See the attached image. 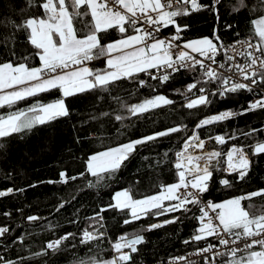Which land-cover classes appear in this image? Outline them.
<instances>
[{
    "label": "trees",
    "instance_id": "obj_1",
    "mask_svg": "<svg viewBox=\"0 0 264 264\" xmlns=\"http://www.w3.org/2000/svg\"><path fill=\"white\" fill-rule=\"evenodd\" d=\"M213 1L197 0L198 9L174 18L183 28L179 41L208 38L220 53L228 52L230 45L241 38L260 42L254 22L264 19V0H221L217 13L212 7ZM42 3L43 0H0V64L40 65L36 55L39 50L31 44L30 30L23 25L33 17L46 18ZM188 8L191 9L190 4ZM74 25L78 35H85L91 26V16L75 17ZM162 32L176 35L174 25L162 27ZM131 33L129 28L128 34ZM99 36L102 44L121 38L116 29H108ZM89 68L106 69V57L95 58ZM155 69L69 97H63L61 90L55 88L0 107V117L6 118L19 111L29 115L32 113L28 110L34 105L63 99L68 111V115L31 130L0 137V191L13 190L0 196V227L9 229L0 236V257L3 258L0 264L8 261L13 264H105L116 257L113 244L122 236L143 237L136 252L123 249L131 255L125 264H154L210 243L207 235L200 240L193 239L201 228L198 203L188 204L187 210L164 215H155L157 210L153 209L139 219H133L129 208L112 206L117 191H128L132 199H142L158 194L162 186L176 183V153L182 151L184 140L194 131L205 141L206 152L227 153L234 146L242 147L249 159L243 179L237 172L225 170V156L219 158V163L213 160L207 190L200 193L202 199L217 204L264 189V153L252 151L254 145L264 142V108L246 111L261 98V92L240 89L220 95V83L206 82L199 66L173 71L161 83L152 78ZM194 83L196 88L189 92L188 85ZM201 87L205 90L203 93L198 91ZM257 87L264 89V83ZM158 95L172 103L151 107L136 115L129 112L132 105ZM200 95H206L209 102L186 107L189 100ZM223 112L233 115L196 128L201 120ZM117 116L122 119L117 120ZM173 127L181 131L137 145L118 168L96 175L89 172L87 165L91 156ZM216 136H224L226 143L209 139ZM62 172L75 179L63 182ZM223 180L229 183H221ZM173 203L176 201H164L165 206ZM241 207L250 216L264 215V195L242 199ZM29 216L39 219L29 221ZM174 218V222L165 223ZM126 220L130 222L125 223ZM153 224L162 226L150 228ZM85 230L96 238L82 243ZM69 233L72 235L57 248H47L48 243ZM259 250L260 246L254 247L214 264H235L241 258L246 260L251 251Z\"/></svg>",
    "mask_w": 264,
    "mask_h": 264
},
{
    "label": "snow or ice",
    "instance_id": "obj_2",
    "mask_svg": "<svg viewBox=\"0 0 264 264\" xmlns=\"http://www.w3.org/2000/svg\"><path fill=\"white\" fill-rule=\"evenodd\" d=\"M215 2L219 3V0H215ZM189 4L191 9L188 8ZM40 6L43 8L46 18L33 17L25 21L23 25L30 30L31 44L39 50L36 55L39 57L40 66L31 67L26 63L13 65L10 62L0 64V93H3L0 95V107L15 104L27 97L55 88L61 90L63 97H69L86 89L105 87L113 81L131 77L134 73L145 72L153 68L179 71L184 67L195 68L199 65L203 70L204 77L207 78L206 82L220 83L222 88V91L219 92L220 95L240 89L252 91L253 86L264 83V19L254 22L260 42L255 45L247 41L241 42L242 47L253 49L251 52H237V54L248 57L246 64H217L218 48L208 38L186 42L182 46L173 43L180 39L179 34L183 31L174 18L179 15H187L190 10L198 9L200 5L197 0H43ZM88 15L91 16V26L85 35L80 36L74 25V19L77 16ZM168 25L175 26L176 35L168 40L158 39L156 33ZM129 28L132 29L131 34H128ZM108 29L118 30L121 38L111 43L102 44L99 33ZM173 48L180 49L175 53V57L171 51ZM191 52L199 53L204 59H197L190 54ZM256 53H260V55L258 56ZM100 56L107 57L106 69L93 71L83 66L85 61H91ZM226 59L233 61L235 57L226 56ZM204 60H208L210 63L205 64ZM213 64H216L217 67L213 68ZM219 69L224 71H219ZM228 72L233 75L238 73L243 81H249V83L233 80L232 76L226 75ZM169 75L170 73L166 71L161 76L152 78L159 79L163 83L169 79ZM194 88H196L195 83L189 84L187 90L191 92ZM198 91L203 93L205 90L201 87ZM208 102L206 95H200L189 100L186 107L193 108ZM170 103H172L171 100L158 95L140 104L132 105L128 110L132 115H136L151 107ZM256 108H264V97L251 103L246 111ZM28 111L32 113L31 116L24 111H19L9 114L6 118L0 117V137L31 130L36 125H42L56 117L68 115L63 99L47 105H34ZM232 115L231 112H223L207 117L201 120L196 128L199 129L205 125L227 119ZM116 119L121 120L122 117L117 116ZM179 131L181 128L173 127L152 136L129 141L106 152L97 153L90 157L87 165L88 170L96 175L98 172L116 169L123 160L128 158L130 153L135 151L137 145ZM209 139H215L218 144L226 143L224 136L210 137ZM229 139H234V137H229ZM189 148L200 150L205 148V141L200 139L196 131L184 140L183 150L176 153L175 168L178 175L176 183L162 186L158 194L146 196L140 200L132 199L128 191L118 192L115 195L116 204L112 206L129 208L133 219H139L140 215H147L153 209L157 210L155 215H164L182 209L187 210L188 204L199 203V194L207 190V181L212 176L211 162L216 160L219 163L221 156L226 157L224 160L227 165L226 171L237 172L240 179H243L247 174L249 160L242 147L234 146L227 153L212 151L204 152L202 155L189 153ZM252 151L254 154L264 153V142L254 145ZM202 161L203 163H201ZM60 176L63 182L75 179V177L69 178L63 172ZM188 176H192V179L189 180ZM221 183L227 185L229 182L223 180ZM181 188L185 189L183 193H180ZM189 189L195 191H189ZM12 191V189L0 191V196L7 195ZM262 195H264V189L249 193L247 197L234 198L222 204L209 203L206 206L208 209L213 212L219 209L216 214L218 224H214L209 218L208 211L201 208L200 234L194 236L193 239L200 240L205 235L219 236L218 229H221L224 233L236 237L231 241L221 238L219 240L221 245L237 244V241L245 239L250 241L245 243V248L251 249L259 245L261 249H264V215L250 216L249 212L241 207L242 199ZM166 200L176 201V203L165 206L164 201ZM6 215L9 214L6 213ZM38 219L39 217L35 216L28 217L29 221ZM174 221L175 218L165 221V223ZM129 222L125 221V223ZM161 226L153 224L150 225V228ZM8 231V228L0 227V236ZM71 235L69 233L48 243L47 248H57L63 240ZM255 237H260V239H255ZM95 238L92 233L85 230L81 242L85 243ZM142 242L143 237L140 235H136L134 238L120 237L113 244V250L118 253V256L106 261L105 264H125L131 259V255L124 252L123 249L127 248L130 249V252H136V246ZM208 250L207 248L201 249L202 252ZM237 251L238 247L230 249L233 256ZM2 259L0 257V260ZM5 264H13V262L8 261ZM235 264H264V250L251 251L246 260L241 258Z\"/></svg>",
    "mask_w": 264,
    "mask_h": 264
},
{
    "label": "built area",
    "instance_id": "obj_3",
    "mask_svg": "<svg viewBox=\"0 0 264 264\" xmlns=\"http://www.w3.org/2000/svg\"><path fill=\"white\" fill-rule=\"evenodd\" d=\"M156 36H157L158 39H165V40H168V39L173 37L172 35H167V34L163 33L162 32V28L160 29V31L158 33H156ZM245 41L250 42L253 45L257 44L256 42H254V41H252V40H250L248 38H241V39L235 40L230 45V48H229L228 52L227 51H224L223 53H220V51L217 52V55H216L217 64H220V63H225V64L239 63L241 65L246 64L247 61H248V57H246L245 55L237 54V52L243 53L245 51H249V52L253 51V49H251V48L242 47L241 42H245ZM173 43L176 44V45H181V46L184 44V42H181L179 40H176ZM234 49H235V51H234ZM179 50H180L179 48H173L171 50L172 54H173V57H175V53L178 52ZM188 51H190V50H188ZM190 54L192 56L196 57L197 59H204L203 57H201L199 55V53L191 52ZM256 55L259 56L260 53H256ZM226 56H234L235 59L233 61H228L226 59ZM91 61H93V60H91ZM204 63L205 64H209L210 61L204 60ZM87 64H88V62L85 61L84 65H87ZM197 66H199V65H197ZM212 67L216 68L217 65L213 64ZM188 68H190V67H184V68H181V69H188ZM166 71L168 73H170V75L173 72L170 69L161 68L159 70L155 69V71H153L152 74H153V76L158 77V76H161L162 74H164ZM219 71H224V70L223 69H219ZM226 75L232 76L233 80H239L240 82H243V83H249V81H243L238 73L236 75H233V73L228 72V73H226ZM252 89L259 90L261 92V94H262L261 98L264 97V89L257 87V85L253 86ZM261 98H259V99H261ZM184 191H185V189H183V188L180 189V193H183ZM189 191H195V190L189 189ZM209 203H210L209 201H206V200L202 199L200 197V194H199V203L198 204L200 206V209L201 208H205L208 211L209 218L212 219L213 223L214 224H218L219 221L216 220L217 211L213 212L211 209H208L206 207ZM201 215H202V213H200L199 217ZM199 217H198V221H199V223L201 225ZM218 231L220 232L219 236H217V235H207L208 237H210V243L206 244L205 246L200 247L198 249H194V250L188 251V252H186L184 254H180V255L168 258L165 261H160V262H157V263H154V264H199V263L214 264L220 259L234 257L233 255H231V252H230V249H232V248H237L238 247V251L236 252L235 256H237V255L249 250V249L245 248L244 245H245V243L250 242V241L245 240V239H241V240L237 241V244H231L230 243L228 246L221 245L219 243V240L221 238L228 239V240L231 241V240H235L236 237L234 235L224 233L221 229H218ZM255 239H260V237H255ZM254 247H259V245H256ZM206 248L209 249L207 252H202L201 251V249H206ZM180 258H183V259H180Z\"/></svg>",
    "mask_w": 264,
    "mask_h": 264
},
{
    "label": "rangeland",
    "instance_id": "obj_4",
    "mask_svg": "<svg viewBox=\"0 0 264 264\" xmlns=\"http://www.w3.org/2000/svg\"><path fill=\"white\" fill-rule=\"evenodd\" d=\"M202 39H204V38H202ZM202 39H199V40H202ZM193 41H197V40H193ZM94 60V59H93ZM88 62V64L87 65H84V66H86V67H88L89 68V63L90 62H92V61H87ZM40 66V65H39ZM39 66H37V67H39ZM9 91H11V90H9ZM3 93H0V95H2ZM32 114H29V116H31ZM183 147H184V144H183ZM193 151H192V150ZM182 150H183V148H182ZM188 152L189 153H192V154H194V155H202L204 152H206L205 151V148L203 149V150H200V149H195V148H189L188 149ZM248 157V156H247ZM201 163H203V161L201 162ZM90 172V171H89ZM192 178H190L189 180H191ZM118 192H124L123 190H121V191H117L116 193H118ZM116 193H115V195H116ZM115 195H114V200H115ZM143 199V198H142ZM232 199H234V198H232ZM134 200H140V199H134ZM229 200H231V199H229ZM226 201H228V200H226ZM225 201H223V202H221V203H217V204H222V203H224ZM115 204H116V200H115ZM131 211V210H130ZM217 212L219 211V209H217L216 210ZM261 250H264V249H261ZM261 250H259V251H261ZM258 252V251H257ZM116 256H118V253L116 254Z\"/></svg>",
    "mask_w": 264,
    "mask_h": 264
},
{
    "label": "water",
    "instance_id": "obj_5",
    "mask_svg": "<svg viewBox=\"0 0 264 264\" xmlns=\"http://www.w3.org/2000/svg\"><path fill=\"white\" fill-rule=\"evenodd\" d=\"M221 2V0H219V3ZM219 3H216L215 2V0L213 1V4H212V7H213V9H214V11H215V13H217V7H218V5H219ZM132 238H134V237H132ZM137 247V246H136ZM130 250V249H129ZM131 253H134V252H131Z\"/></svg>",
    "mask_w": 264,
    "mask_h": 264
},
{
    "label": "crops",
    "instance_id": "obj_6",
    "mask_svg": "<svg viewBox=\"0 0 264 264\" xmlns=\"http://www.w3.org/2000/svg\"><path fill=\"white\" fill-rule=\"evenodd\" d=\"M111 43V42H110ZM130 51V50H129ZM106 59H107V57H106Z\"/></svg>",
    "mask_w": 264,
    "mask_h": 264
},
{
    "label": "bare ground",
    "instance_id": "obj_7",
    "mask_svg": "<svg viewBox=\"0 0 264 264\" xmlns=\"http://www.w3.org/2000/svg\"><path fill=\"white\" fill-rule=\"evenodd\" d=\"M191 150H192V149H191ZM193 150H194V149H193ZM193 150H192V151H193Z\"/></svg>",
    "mask_w": 264,
    "mask_h": 264
}]
</instances>
